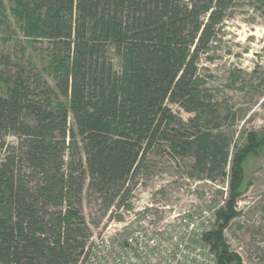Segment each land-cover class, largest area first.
<instances>
[{
    "label": "trees",
    "instance_id": "trees-1",
    "mask_svg": "<svg viewBox=\"0 0 264 264\" xmlns=\"http://www.w3.org/2000/svg\"><path fill=\"white\" fill-rule=\"evenodd\" d=\"M241 2L0 0V264H79L85 198L126 206L152 151L191 156L195 178L230 174L204 239L245 264L224 232L264 135L232 146L201 73Z\"/></svg>",
    "mask_w": 264,
    "mask_h": 264
},
{
    "label": "rangeland",
    "instance_id": "rangeland-1",
    "mask_svg": "<svg viewBox=\"0 0 264 264\" xmlns=\"http://www.w3.org/2000/svg\"><path fill=\"white\" fill-rule=\"evenodd\" d=\"M241 1L225 25L214 62L202 56L201 69L218 113L228 115L221 131L232 140V146L245 143L251 131L264 135V4L261 0ZM174 110L184 123L194 116L180 106ZM193 162L191 156L173 158L166 152L152 151L147 172L135 179L137 186L126 206L106 211L98 197H86L82 213L92 236L107 232L111 239H125L140 223L149 225L146 227L166 225L184 210L198 215L201 225L215 228L212 218L226 204L230 174L215 181L206 176L195 178ZM246 185L236 205L239 214L224 236L245 264H264V148L248 159ZM204 211L210 215L205 216Z\"/></svg>",
    "mask_w": 264,
    "mask_h": 264
},
{
    "label": "built area",
    "instance_id": "built-area-1",
    "mask_svg": "<svg viewBox=\"0 0 264 264\" xmlns=\"http://www.w3.org/2000/svg\"><path fill=\"white\" fill-rule=\"evenodd\" d=\"M214 216L216 223V213ZM175 218L169 225L146 227L149 225L140 223L125 239H111L107 232L94 234L79 264H219L216 252L204 239L212 225H201V218L190 210Z\"/></svg>",
    "mask_w": 264,
    "mask_h": 264
}]
</instances>
